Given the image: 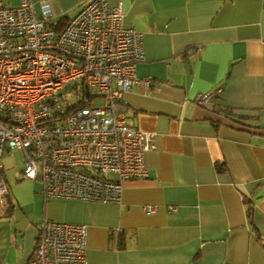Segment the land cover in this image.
<instances>
[{"label":"crops","instance_id":"obj_1","mask_svg":"<svg viewBox=\"0 0 264 264\" xmlns=\"http://www.w3.org/2000/svg\"><path fill=\"white\" fill-rule=\"evenodd\" d=\"M31 1L60 30L90 0ZM118 1L143 35L122 106L155 135L146 175L119 202L47 199L4 151L0 264H28L44 220L86 225V264H264V0Z\"/></svg>","mask_w":264,"mask_h":264},{"label":"built area","instance_id":"obj_2","mask_svg":"<svg viewBox=\"0 0 264 264\" xmlns=\"http://www.w3.org/2000/svg\"><path fill=\"white\" fill-rule=\"evenodd\" d=\"M40 10L31 0H0V202L8 193L2 155L10 149L22 152L23 174L44 198L119 202L122 181L144 177V153L156 147L155 135L129 124L122 106L140 82L143 35L124 25L121 1L81 4L60 30L48 24L47 2ZM216 92L195 100L206 103ZM86 234L84 224L42 221L28 264H86Z\"/></svg>","mask_w":264,"mask_h":264},{"label":"rangeland","instance_id":"obj_3","mask_svg":"<svg viewBox=\"0 0 264 264\" xmlns=\"http://www.w3.org/2000/svg\"><path fill=\"white\" fill-rule=\"evenodd\" d=\"M95 103H96V105H102V100H95ZM22 157L23 156H22L21 151L13 150V151H11L8 158L13 164L17 165L18 163L22 164Z\"/></svg>","mask_w":264,"mask_h":264},{"label":"trees","instance_id":"obj_4","mask_svg":"<svg viewBox=\"0 0 264 264\" xmlns=\"http://www.w3.org/2000/svg\"><path fill=\"white\" fill-rule=\"evenodd\" d=\"M65 23H66V22H65ZM65 23H64V24H65ZM48 24H49L50 26H52V24H50V22H49V21H48ZM55 30H56V29H55Z\"/></svg>","mask_w":264,"mask_h":264}]
</instances>
